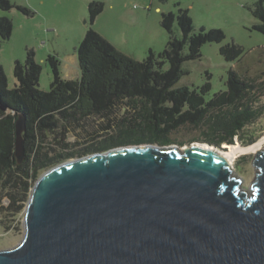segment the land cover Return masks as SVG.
Returning a JSON list of instances; mask_svg holds the SVG:
<instances>
[{
  "label": "trees",
  "instance_id": "obj_1",
  "mask_svg": "<svg viewBox=\"0 0 264 264\" xmlns=\"http://www.w3.org/2000/svg\"><path fill=\"white\" fill-rule=\"evenodd\" d=\"M14 7L25 16L33 15L29 8L0 0L2 11ZM103 9L100 2L88 4L89 28L76 49L79 77L64 79L60 60L48 55L45 60L53 80L49 91L40 90L42 67L32 48L27 49L23 63L14 62L17 83L12 88L0 65V214L6 217L24 210L39 175L74 157L146 142L166 146L177 141L172 135L182 130L195 132L190 142L217 147L233 145L235 140L248 146L264 132V80L230 70L226 89L212 95L209 74L198 89L176 87L186 75L183 63L200 59L205 44L221 43L222 30L202 27L193 32L189 12L180 7L176 13H162L167 44L158 54L149 49L147 57L138 61L92 29ZM251 12L258 20L254 29L264 35V0H257ZM175 23L181 37L173 32ZM12 25L6 16L0 17V47L2 41L10 39ZM242 48L227 43L219 51L227 62H233L242 56ZM22 117L24 159L17 163L15 129ZM91 119L101 122L90 135L91 142H70V132L89 125ZM3 199L8 201L6 206L1 205Z\"/></svg>",
  "mask_w": 264,
  "mask_h": 264
},
{
  "label": "water",
  "instance_id": "obj_2",
  "mask_svg": "<svg viewBox=\"0 0 264 264\" xmlns=\"http://www.w3.org/2000/svg\"><path fill=\"white\" fill-rule=\"evenodd\" d=\"M24 129L22 117L17 163ZM253 167L244 191L221 155L194 143L58 164L36 180L23 237L0 250V264H264V149Z\"/></svg>",
  "mask_w": 264,
  "mask_h": 264
},
{
  "label": "rangeland",
  "instance_id": "obj_3",
  "mask_svg": "<svg viewBox=\"0 0 264 264\" xmlns=\"http://www.w3.org/2000/svg\"><path fill=\"white\" fill-rule=\"evenodd\" d=\"M9 1L31 9L33 15L25 16L16 7L8 12L0 9V17L6 16L13 23L10 39L6 42L2 41L0 47V65H2L4 74L8 79V87L12 88L17 83L13 76L14 62L19 60L23 63L27 49L31 48L35 51V60L42 67L38 85L40 90L49 91L53 80L52 70L45 60L48 55H56L60 60L61 75L64 79L79 77L81 71L77 61L76 49L87 28H89L88 4L92 0ZM96 1L102 2L104 9L92 25V29L106 38L110 44L123 51L124 54L138 61L147 57L149 49L158 54L165 48L168 33L161 26L162 13H176L180 7L189 12L193 20V32L200 31L202 27L223 31L224 39L221 43L205 44L200 49V59L183 63V70L186 75L180 78L176 87L198 89L206 82L207 74H209L212 95L226 89L225 81L230 70L247 77H256V80H264V35L254 29L258 20L251 12L257 0H168L165 3H160L157 0ZM176 3H179V6H175ZM109 5L112 7L110 8ZM180 31L177 23H175L174 34L181 37ZM227 43L243 47V54L238 60L227 62L224 56L220 54V47ZM91 120L88 121L89 125L85 124L81 129L70 132L68 140L70 142L76 141L77 144L91 142L90 135L93 136V132L101 123L98 119ZM84 128L88 132H85ZM101 133L99 130L97 134L100 135ZM256 133H260V130L257 129ZM193 135H196L195 132L182 130L172 135V138L177 141L166 146L148 142L126 146L150 144L165 147L177 146L180 150H184L185 147L193 143H203L190 142ZM257 139L264 140V132ZM179 141L182 142L181 145L178 143ZM233 145L242 146L238 140H235ZM82 146L84 145L80 147ZM225 146L222 144L219 147L214 146V148L225 150ZM118 147L120 146L111 149ZM86 155L88 153L66 161L77 160ZM253 158L254 153L237 157L233 171H231L233 177L241 180V190L244 191L250 189L251 183L256 178L257 170L253 167ZM66 161L59 162L54 166ZM7 203L8 201L3 199L1 205L6 206ZM22 219H24V210L15 217H6L0 214V250L14 248L19 244L25 232Z\"/></svg>",
  "mask_w": 264,
  "mask_h": 264
},
{
  "label": "bare ground",
  "instance_id": "obj_4",
  "mask_svg": "<svg viewBox=\"0 0 264 264\" xmlns=\"http://www.w3.org/2000/svg\"><path fill=\"white\" fill-rule=\"evenodd\" d=\"M263 142H264V140L260 139V140L256 141L255 143H252L248 146L226 145L225 150L224 149H216L213 146H210V145L205 144V143H202V144H195L194 143V144L201 146V147H204V148H209V150H213V151L217 152L227 162L229 171H233L234 162H235L237 157H241V156L247 155V154H252V153L258 152L259 150L262 151V149L264 147ZM180 151H182V150H180Z\"/></svg>",
  "mask_w": 264,
  "mask_h": 264
},
{
  "label": "crops",
  "instance_id": "obj_5",
  "mask_svg": "<svg viewBox=\"0 0 264 264\" xmlns=\"http://www.w3.org/2000/svg\"><path fill=\"white\" fill-rule=\"evenodd\" d=\"M92 1H96V0H92ZM96 2H99V1H96ZM100 3H102V2H100ZM103 4V3H102ZM103 6H104V4H103ZM110 6V8L112 7L111 5H109Z\"/></svg>",
  "mask_w": 264,
  "mask_h": 264
}]
</instances>
